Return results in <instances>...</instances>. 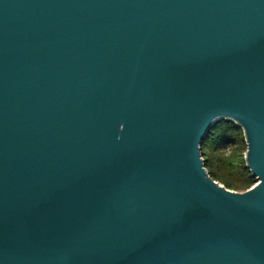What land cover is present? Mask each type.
Listing matches in <instances>:
<instances>
[{"label":"water","instance_id":"obj_1","mask_svg":"<svg viewBox=\"0 0 264 264\" xmlns=\"http://www.w3.org/2000/svg\"><path fill=\"white\" fill-rule=\"evenodd\" d=\"M0 264H264V0H0Z\"/></svg>","mask_w":264,"mask_h":264},{"label":"trees","instance_id":"obj_2","mask_svg":"<svg viewBox=\"0 0 264 264\" xmlns=\"http://www.w3.org/2000/svg\"><path fill=\"white\" fill-rule=\"evenodd\" d=\"M246 150L244 132L231 120L224 119L217 122L202 142L203 157L209 173L215 180H224L226 186L231 189H236V187L248 188L256 179L246 166ZM223 164L234 170L242 168L245 175L244 184L240 186L225 180L218 172Z\"/></svg>","mask_w":264,"mask_h":264},{"label":"rangeland","instance_id":"obj_3","mask_svg":"<svg viewBox=\"0 0 264 264\" xmlns=\"http://www.w3.org/2000/svg\"><path fill=\"white\" fill-rule=\"evenodd\" d=\"M227 153H229V150H227ZM218 172H219V174H221V176L225 180H227L229 182H232V183H234L236 185H240V186L244 184L245 175H244V172H243V169L242 168H238V169L234 170V169L229 168V167H227V166H225L223 164L222 167H221V169ZM217 181H219L221 184H223V185L226 186L224 180H217ZM256 181H257V179H255V181H254V183L252 185H254L256 183ZM250 187H248V188H250ZM248 188H246V187H236V189H232V190L245 191ZM229 189H231V188H229Z\"/></svg>","mask_w":264,"mask_h":264}]
</instances>
